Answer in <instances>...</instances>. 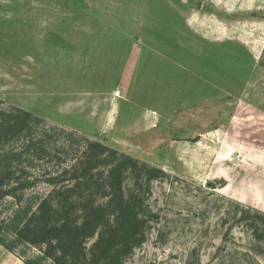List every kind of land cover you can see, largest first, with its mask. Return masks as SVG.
<instances>
[{
    "label": "rangeland",
    "instance_id": "1",
    "mask_svg": "<svg viewBox=\"0 0 264 264\" xmlns=\"http://www.w3.org/2000/svg\"><path fill=\"white\" fill-rule=\"evenodd\" d=\"M0 120L31 194L86 140L161 171L125 264H264V0H0Z\"/></svg>",
    "mask_w": 264,
    "mask_h": 264
},
{
    "label": "trees",
    "instance_id": "2",
    "mask_svg": "<svg viewBox=\"0 0 264 264\" xmlns=\"http://www.w3.org/2000/svg\"><path fill=\"white\" fill-rule=\"evenodd\" d=\"M17 131L18 121L0 120V206L8 198L17 205L13 216L1 222L0 245L24 264H125L145 241V222L138 197L125 194L124 182L129 175L153 180L161 171L86 140L81 160L48 178L49 194H31V184L13 171L20 156L3 148ZM21 248L40 255L18 254Z\"/></svg>",
    "mask_w": 264,
    "mask_h": 264
}]
</instances>
